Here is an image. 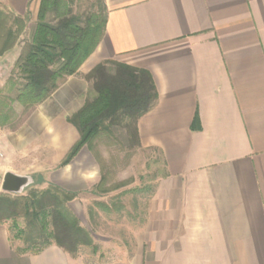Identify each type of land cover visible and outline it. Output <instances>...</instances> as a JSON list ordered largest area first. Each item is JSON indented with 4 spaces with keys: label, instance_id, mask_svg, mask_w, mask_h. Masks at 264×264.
<instances>
[{
    "label": "crops",
    "instance_id": "0c3cea01",
    "mask_svg": "<svg viewBox=\"0 0 264 264\" xmlns=\"http://www.w3.org/2000/svg\"><path fill=\"white\" fill-rule=\"evenodd\" d=\"M7 3L24 14L27 0ZM104 4L100 44L50 98L70 117L96 97L84 76L104 61L151 74L157 100L139 140L159 151L165 175L137 248L102 263L54 245L21 254L2 225L0 264H264V0Z\"/></svg>",
    "mask_w": 264,
    "mask_h": 264
},
{
    "label": "trees",
    "instance_id": "16d2710c",
    "mask_svg": "<svg viewBox=\"0 0 264 264\" xmlns=\"http://www.w3.org/2000/svg\"><path fill=\"white\" fill-rule=\"evenodd\" d=\"M72 5L71 0H40L31 40L16 60L20 80L12 86L16 96L8 102L18 103L27 112L41 105L67 78L76 75L95 52L105 32L104 1L96 12L88 14L75 13ZM26 22L27 17L20 18L0 8V55L15 45ZM85 80L91 83L96 97L67 118L78 139L59 167L69 165L83 148L93 152L95 140L102 134H110L115 127H124L131 142L141 146L138 122L157 100L151 74L144 69L104 61L85 75ZM0 101L1 109L13 111L4 99ZM1 109L0 127H4L9 122V113ZM103 181L101 177L96 191H103ZM37 182L41 184V179ZM75 197L76 194L52 185L41 191L31 189L15 198L0 193V225L12 223L16 232L10 240L21 243L16 249L21 254H38L51 245L72 257L82 247H91L96 252L90 233L67 207ZM95 207L110 212L105 204L96 203ZM88 214L92 220L93 210L89 209ZM19 220L25 223L23 229L18 227Z\"/></svg>",
    "mask_w": 264,
    "mask_h": 264
},
{
    "label": "rangeland",
    "instance_id": "374dc122",
    "mask_svg": "<svg viewBox=\"0 0 264 264\" xmlns=\"http://www.w3.org/2000/svg\"><path fill=\"white\" fill-rule=\"evenodd\" d=\"M7 1L0 0L1 10L18 16ZM71 1L75 13L88 14L96 12L104 0ZM39 2L27 0L24 14L18 16L27 17L25 28L15 45L0 55V100L4 99L13 109L9 113V109L0 106L2 112L9 113L8 124L0 127V193L15 198L31 189L45 190L50 185L74 193L76 197L67 207L90 233L97 248L93 252L91 247H82L77 256L90 263L131 257L139 242L134 235L143 231L149 199L158 180L165 175L162 156L154 148L131 142L124 127H115L110 134H102L95 140L93 152L83 148L69 165L59 167V157L78 137L67 123V115L74 109L55 110L52 98L28 112L18 103L8 102L16 96L12 86L20 80L15 64L31 40ZM6 172L28 177L31 182L21 193H4L1 183ZM101 177L103 191H96L94 188ZM39 179L41 184H37ZM96 203L107 205L110 212L99 210ZM89 209L94 212L92 220H89ZM2 225L12 238L16 232L12 223L7 221ZM24 226V221L19 220L18 227L23 229ZM20 245L19 241H13L14 247Z\"/></svg>",
    "mask_w": 264,
    "mask_h": 264
},
{
    "label": "water",
    "instance_id": "95a60500",
    "mask_svg": "<svg viewBox=\"0 0 264 264\" xmlns=\"http://www.w3.org/2000/svg\"><path fill=\"white\" fill-rule=\"evenodd\" d=\"M31 182L28 177H21L11 172H6L3 175L1 183V191L8 194H18L27 187Z\"/></svg>",
    "mask_w": 264,
    "mask_h": 264
}]
</instances>
